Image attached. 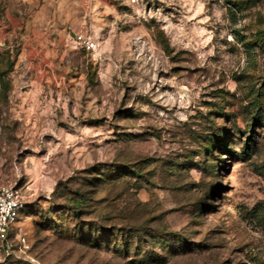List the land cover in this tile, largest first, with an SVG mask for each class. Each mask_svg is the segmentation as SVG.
<instances>
[{"label": "rangeland", "instance_id": "rangeland-1", "mask_svg": "<svg viewBox=\"0 0 264 264\" xmlns=\"http://www.w3.org/2000/svg\"><path fill=\"white\" fill-rule=\"evenodd\" d=\"M262 35L264 0H0V190L14 186L26 202L16 254L264 264V227L247 216L264 211V123L248 133L256 97L264 120ZM219 128L229 137L210 148ZM80 196L86 222L188 247L155 245L165 260L149 263L134 249L91 248L74 237L67 199ZM18 263L32 264H7Z\"/></svg>", "mask_w": 264, "mask_h": 264}, {"label": "trees", "instance_id": "trees-1", "mask_svg": "<svg viewBox=\"0 0 264 264\" xmlns=\"http://www.w3.org/2000/svg\"><path fill=\"white\" fill-rule=\"evenodd\" d=\"M258 44L264 45V36L262 35L260 38L255 41ZM0 86H1V96L3 99L6 98V94L9 90V84L4 79V74L0 70ZM255 102V115L251 117V121L249 123L248 133H254V128L262 125L264 123L263 116L261 114V102L258 100V97L254 99ZM217 114L212 115L214 117ZM228 116V115H225ZM209 122H213L212 118L208 119ZM206 137V142L208 143L210 148L219 147L221 138H228L229 133L226 129L219 128L216 132L212 134H208ZM208 149V148H207ZM248 156V155H247ZM249 157V156H248ZM249 159V158H247ZM208 169V168H207ZM125 174L120 175V177H125ZM139 177V175H138ZM125 179V178H124ZM115 180V179H114ZM104 181V180H103ZM68 203L73 205L74 211L73 214L76 219L79 220V224L76 226L74 231V237L84 244L88 245L91 248H107V249H115V251L120 252L122 255H127L131 252L132 249L136 251V254L141 257V260L138 263H149V261H164L165 258H159L157 252L153 250L155 245H158L164 250H168L169 248H174V251H181L183 247L186 245V242H182L179 236H169L171 234H161V233H148V238H143L139 236L141 230L139 229H129L123 230L118 229L116 227L106 228L101 225H97L92 222H86L84 218L89 214L80 208L87 204L88 199L80 196L79 198H68ZM76 210V211H75ZM247 216L253 221L259 223L264 227V211L261 209H255L253 211L247 212ZM127 236L129 239L125 238ZM134 239L137 240V244L134 246ZM180 241V242H179ZM178 242V243H177ZM146 244L148 247V251L145 252L142 250V246ZM135 247V248H134ZM188 247V246H186ZM185 247V248H186ZM183 248V249H185ZM122 249V250H121Z\"/></svg>", "mask_w": 264, "mask_h": 264}, {"label": "built area", "instance_id": "built-area-1", "mask_svg": "<svg viewBox=\"0 0 264 264\" xmlns=\"http://www.w3.org/2000/svg\"><path fill=\"white\" fill-rule=\"evenodd\" d=\"M78 38L87 50H96L97 44L95 41L86 39L84 36H79ZM25 209L26 202L20 189L14 186H8L0 190V264H7L10 260H23L37 264L34 258L25 260L19 257L16 254L15 245L11 240L12 227ZM16 238L20 246V251L27 254L31 246L24 234L22 232L18 233Z\"/></svg>", "mask_w": 264, "mask_h": 264}]
</instances>
